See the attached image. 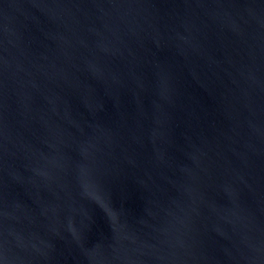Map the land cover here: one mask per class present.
<instances>
[{
  "label": "water",
  "instance_id": "water-1",
  "mask_svg": "<svg viewBox=\"0 0 264 264\" xmlns=\"http://www.w3.org/2000/svg\"><path fill=\"white\" fill-rule=\"evenodd\" d=\"M0 264H264V0H0Z\"/></svg>",
  "mask_w": 264,
  "mask_h": 264
}]
</instances>
